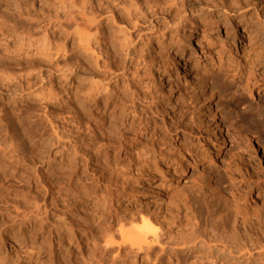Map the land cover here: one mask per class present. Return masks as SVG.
<instances>
[{
    "label": "rangeland",
    "instance_id": "1",
    "mask_svg": "<svg viewBox=\"0 0 264 264\" xmlns=\"http://www.w3.org/2000/svg\"><path fill=\"white\" fill-rule=\"evenodd\" d=\"M154 1L137 2L146 10L149 3L153 4ZM169 4L174 10L173 14L179 13L182 17L178 33L164 53V66L159 71L153 68L152 75L146 79L154 104L149 99L145 100L147 104L140 108L142 111L148 107L146 112L143 110L144 119L139 120L140 123L137 121L132 128L127 127V136H121L123 129L120 133L113 131L107 122L103 125L107 135L103 130L99 132L101 128L95 131L98 138L103 134L107 136H102L105 139L101 143L102 148L93 146L94 149H88L85 156L87 161L81 159L82 163L78 160L81 165L71 159L70 152L66 153L70 156L60 155L65 150L59 144L55 146L56 140H53L54 148L51 145L49 154L52 162L49 161L50 172L45 180L52 179L56 185L49 182L48 190H44L41 185L35 189L31 187L32 183H37L38 176L34 172L40 170L41 175L48 170L42 163H37L38 166L35 163L24 165L18 171H14L15 164L7 170L0 169V183L8 185H0V200L21 197L23 204L28 200L27 203L33 205L34 199L41 203L47 199L48 203L53 201L51 209L54 211L56 208L57 214L62 213L58 211L60 206H67L63 212L79 236L67 258L58 252L56 239L48 237L49 233L43 235L39 225L28 232L20 226L8 227L10 233L0 235V258H4L6 264H54L55 257V264H153L160 249L170 248L186 230L188 215L198 216L204 224L209 210L216 214L211 218L212 221L216 220L219 213L227 214L228 208H225L223 200L217 198L220 191L233 204H237L247 217H252L249 219L254 220V216L258 215L264 217V125L261 124L264 121V0H169ZM47 6V0H0V65L9 58L6 48L11 51L18 46L19 40L27 34L21 35L20 32L29 29L28 22L34 14L37 11L43 14ZM239 8L246 17L237 13ZM191 21L196 23L195 47L188 51ZM13 25L18 30L15 38L11 32ZM136 37L135 32L132 38ZM140 46L137 56L143 55L149 59L152 53ZM25 47L19 53L21 66L28 65L30 56L26 54L31 55L36 48ZM183 51L191 52L194 58L185 68L186 74L184 70L174 68L178 66V55ZM118 53L121 56H118L119 62L125 60L122 52ZM135 61H138L137 58L133 59V72L143 73V65ZM43 69L33 72V81L40 82H36L38 87L52 86L63 96L69 86L68 81L60 79L58 74H52L51 77L48 69ZM191 74L198 77L195 84L197 98L192 90ZM207 78L209 86L215 91L216 119L220 123L222 139L213 136L215 125L209 116L208 87H204ZM142 87L137 86L141 91ZM7 98V95L0 94L1 100ZM31 102L23 99L20 104L36 107V103ZM58 103L53 102L55 107L51 106L50 112L53 114L50 117L55 121L59 116L60 119L56 121L63 124V120L67 119L66 108L63 103ZM24 110L22 107L17 116L26 113L42 115L40 109L30 112ZM255 114H258V119H246ZM92 123L91 119L89 129L94 126ZM83 127L81 130L86 131ZM236 131L243 135L244 143L238 140ZM9 140L12 141L8 139L7 146L10 145ZM0 144L4 143L1 141ZM92 151H96L95 154ZM1 152L8 157V154ZM67 159L68 162L65 161ZM25 171L27 176L23 174ZM233 173L238 175L230 178ZM60 175L65 179H59ZM144 175L146 179L142 178ZM17 176L26 182V188L21 189L15 183V180H19ZM61 181L62 190L58 192ZM216 187L225 190H214ZM60 194L65 195L64 198ZM57 200L65 203L56 206L59 204ZM0 203L1 223L5 212ZM141 215L150 217L161 226V244H153L149 252L145 249L141 252L118 250L116 246L103 249L98 222L109 226L113 218L111 225L115 231L118 221L127 223Z\"/></svg>",
    "mask_w": 264,
    "mask_h": 264
},
{
    "label": "bare ground",
    "instance_id": "2",
    "mask_svg": "<svg viewBox=\"0 0 264 264\" xmlns=\"http://www.w3.org/2000/svg\"><path fill=\"white\" fill-rule=\"evenodd\" d=\"M137 1L47 0L48 9L43 14L37 11L33 19L28 22L30 28L20 32L21 35L27 33L25 38L20 39L18 46L13 47L11 51L6 48L9 58L0 65V94L8 96L4 101L0 99V142L4 143L0 144V169L7 170L12 164H15L14 171H18L24 165L32 163H35L34 165L39 163L40 165L42 163L48 167V170H43L41 175L40 170H34L38 176L35 175L37 183L31 182V187L35 189L41 185L44 190H48L49 182H54L50 179L53 175L49 176L51 181L45 180L50 172L49 161L52 159H49V154L51 153V145L54 148L53 140H56L55 146L59 144L58 146H63L62 149L66 151H62L60 155L70 152L73 154V156L71 154V159L80 162L81 159L84 161L86 158L88 149L102 148V142H105L104 138L107 136L103 134L104 138L103 135L98 138L95 131L97 132L101 128L99 131L101 133L104 124L110 123L112 130L118 133L123 129L124 132L120 133L121 136H127L129 130L126 128H132L139 120L144 119L143 114L148 110V107H144L145 112L141 111L140 108L147 104L148 101L145 102V100L153 101L150 84L148 85L149 82L147 83L146 79L152 75L153 68L159 71L164 66V53L178 33V25L182 17L179 16V13L173 14L174 10H172L169 0H155L153 4L149 3L146 10ZM234 11L236 12V10ZM237 13L246 17L240 8ZM195 24L194 21L190 22L188 51L195 47ZM11 32L12 37L15 38L18 33L15 25H13ZM135 32L137 37L132 38V34ZM138 46L147 48L152 56L149 59L143 55L138 57ZM24 47L25 49L36 48L31 55L26 54L30 56L27 61L29 62L28 65L21 66L19 59L21 54L19 55V53L23 52ZM118 51L125 56V60H121L122 62H119ZM178 56V66L174 68L184 70L183 73L186 74L185 68L194 59L193 55L191 52L183 51ZM134 58L138 60L135 63L140 61L139 64L143 65V73L133 72L132 69L135 68V65L132 67ZM44 67L48 69L50 76L58 74L60 79L68 81L69 86L66 84L68 88L64 89L66 92L63 94L65 99H63L61 92L58 93L54 87L48 86V88L46 86L48 89L42 85L38 87L40 82L33 81V72ZM135 70L137 71V69ZM50 76L49 78L52 77ZM190 76L192 77V90L196 95L195 84L198 77L193 74ZM43 81L45 80L43 79ZM138 85L144 86L142 91L141 87L137 88ZM205 85L204 87H208L207 104L211 108L209 116L215 125L213 136H219L222 139L220 123L216 119L215 91L209 86L208 78ZM23 99L36 103V107L26 103L20 104ZM53 102H61L66 108V113H64L68 120H63L64 125L56 121L60 119L59 113L58 119L54 118L55 121L50 117L53 114L50 112ZM22 107H24V111L27 109L28 112L36 109L39 111L40 109L42 115H38V113H36L37 115L34 113L28 115L26 113L17 116ZM246 109L244 110L247 111ZM91 119L94 128L89 129L88 124ZM246 119L250 121L258 119V114L246 117ZM240 120L243 121L242 118ZM261 124L264 125V121H261ZM82 127L86 131L81 130ZM103 132L107 135L106 131L103 130ZM167 132L170 133V131ZM236 132L238 133L236 134L238 140L244 143L243 135L238 131ZM47 135L50 136L46 137ZM8 139H12V141L9 140L10 145L7 146L6 141ZM1 150L8 154V157L2 154ZM95 150L99 151L98 149ZM66 155L70 156V154ZM65 161L68 162V159ZM83 161L81 162L83 163ZM211 164H213L212 161ZM67 169L69 168L67 167ZM63 171L65 172V168ZM23 174L27 176L26 171ZM237 175V173H233L230 178ZM31 176L33 178V175ZM62 178L63 176L60 175L59 179ZM142 178L146 179V175ZM18 179L15 180V183L20 185L21 189L27 185L21 178L18 177ZM13 182L12 184H14ZM244 183L248 184V182ZM6 184L3 185L6 186ZM54 185H56L55 182ZM52 186H50L51 189ZM61 186L62 181L58 184V192L62 190ZM219 188L216 187L214 190H225ZM54 189L56 190V188ZM66 190L68 189L66 188ZM23 191L27 190L23 189ZM20 198L0 200L3 204V212H5L3 221L0 223V235L10 233L7 230L8 227L20 226L28 232L39 225L41 233L43 235L49 233L48 237L55 238L58 252H62L68 258L71 246L78 242L79 236L63 212L66 211L67 206H60L58 211L62 213L57 214L55 213L56 208L54 211L51 209V206H54L53 201L48 203L46 199L41 203V201L38 202L34 199L33 205H31L32 203H27L28 200L26 204H23ZM217 198L223 200L225 208H228L227 214L219 213L216 220L212 221L211 218L216 214L209 210V215L204 219V224L198 216L188 215L186 230L170 245V248L160 249V253L153 260V264H264V217L258 215L254 216V220L249 219L252 217H247L241 212L237 204H233V201L229 200L223 191L218 193ZM57 201L59 202V200ZM63 203L59 202L56 206ZM5 219L6 221H4ZM113 222L114 220L111 218L109 226L102 224L101 221L97 223L98 228L102 231L99 236L104 243L103 249L116 246L118 250L141 252L145 249L149 252L153 244H161L163 237L161 226L155 221L153 222L148 216L141 215L127 223L118 221L115 231L111 225ZM53 262L55 264L56 257ZM0 264H6L4 258H0Z\"/></svg>",
    "mask_w": 264,
    "mask_h": 264
}]
</instances>
